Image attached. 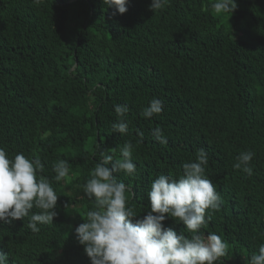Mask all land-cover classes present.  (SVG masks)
<instances>
[{"label": "trees", "instance_id": "trees-1", "mask_svg": "<svg viewBox=\"0 0 264 264\" xmlns=\"http://www.w3.org/2000/svg\"><path fill=\"white\" fill-rule=\"evenodd\" d=\"M150 3L128 0L120 14L102 0H0V148L38 157L58 194L53 224L39 232L27 217L0 223L8 264H90L74 231L92 208L82 185L97 145L116 148L115 159L125 141L135 145L137 173L114 175L131 188L133 222L150 210L151 182L178 176L203 148L223 201L201 229L228 245L217 264H248L264 243V0H236L220 15L206 10L212 0H169L154 13ZM152 98L163 111L145 119ZM115 104L129 107L127 134L111 129ZM245 150L255 153L251 175L233 168ZM58 159L69 162L67 181L52 179ZM163 224L188 234L171 217Z\"/></svg>", "mask_w": 264, "mask_h": 264}, {"label": "clouds", "instance_id": "clouds-1", "mask_svg": "<svg viewBox=\"0 0 264 264\" xmlns=\"http://www.w3.org/2000/svg\"><path fill=\"white\" fill-rule=\"evenodd\" d=\"M40 5L44 0H32ZM102 3L123 14L127 11L128 0H102ZM169 0H151L149 9L154 13L167 7ZM237 8L236 0H212L206 10L215 15L232 14ZM115 14V13H114ZM118 117L111 124L112 131L127 134L129 122L126 119L127 104H115ZM163 111V102L152 98L143 107L145 119L158 116ZM142 142L144 133L137 132ZM151 135L161 144L167 143L160 127L151 129ZM135 145L125 141L119 148V157L114 159L105 150L93 153L98 162L90 169L82 185L83 194L92 201V208L80 216L83 222L75 227L76 240L83 249L90 264H217L228 252V245L216 232L201 231L210 216L206 211H219L222 197L206 174L209 163L208 153L200 148L195 160L182 164L178 176L160 174L147 192L149 211L142 219L133 222L137 212L128 207L131 188L117 179L114 173L135 176L137 166L132 160ZM255 153L251 150L240 152L235 157L233 168L251 175V161ZM110 165V166H109ZM44 164L37 158H26L17 153L9 158L5 149L0 148V223L28 218L27 227L33 233L40 231L39 224H53L58 194L50 179L39 175ZM52 178L56 182L70 179V165L65 159L53 164ZM36 209L38 211L33 212ZM168 217L182 222L184 232L178 234L173 228L165 227ZM0 264H8V255L0 251ZM248 264H264V243L248 259Z\"/></svg>", "mask_w": 264, "mask_h": 264}]
</instances>
